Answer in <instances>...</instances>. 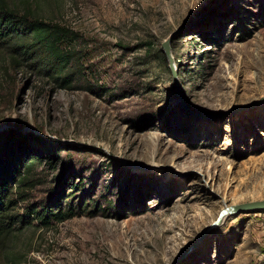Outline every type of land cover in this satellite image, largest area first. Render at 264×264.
Wrapping results in <instances>:
<instances>
[{
    "label": "rangeland",
    "instance_id": "obj_1",
    "mask_svg": "<svg viewBox=\"0 0 264 264\" xmlns=\"http://www.w3.org/2000/svg\"><path fill=\"white\" fill-rule=\"evenodd\" d=\"M10 1L76 33L72 87L0 45V139L37 159L15 211L78 212L31 213L22 264H264V210L205 233L264 199V0Z\"/></svg>",
    "mask_w": 264,
    "mask_h": 264
},
{
    "label": "trees",
    "instance_id": "obj_2",
    "mask_svg": "<svg viewBox=\"0 0 264 264\" xmlns=\"http://www.w3.org/2000/svg\"><path fill=\"white\" fill-rule=\"evenodd\" d=\"M25 3L26 7L20 8L17 2L0 0V45L21 49V55L31 58L40 68L51 70L52 76L63 86L72 87L75 78L66 66L73 53L67 47L71 46L76 33L67 26L47 21L29 2ZM35 160L36 157L27 154L17 155L6 136L0 139V260L5 264L25 262L16 247L20 231L35 224L28 219L31 213L34 220L45 225L54 219L64 220L78 213L72 203L64 209L29 208L26 214L15 211L17 200L14 191L26 190ZM57 204L60 207L61 203Z\"/></svg>",
    "mask_w": 264,
    "mask_h": 264
},
{
    "label": "water",
    "instance_id": "obj_3",
    "mask_svg": "<svg viewBox=\"0 0 264 264\" xmlns=\"http://www.w3.org/2000/svg\"><path fill=\"white\" fill-rule=\"evenodd\" d=\"M173 37H169L162 43V49L167 57L169 62L170 70L173 74L175 81H177V72L174 64V58L172 55V42ZM264 102V96L260 99L259 103ZM246 106H235L234 110H243ZM264 210V199L262 200H255V201H248L240 204H235L232 206L225 207L221 210L217 219L206 229L205 233L209 232L212 228L216 227L220 222L222 217L225 214H232V213H240V212H251V211H260Z\"/></svg>",
    "mask_w": 264,
    "mask_h": 264
},
{
    "label": "bare ground",
    "instance_id": "obj_4",
    "mask_svg": "<svg viewBox=\"0 0 264 264\" xmlns=\"http://www.w3.org/2000/svg\"><path fill=\"white\" fill-rule=\"evenodd\" d=\"M227 215H228V214H225V215L222 217L221 221H223Z\"/></svg>",
    "mask_w": 264,
    "mask_h": 264
}]
</instances>
